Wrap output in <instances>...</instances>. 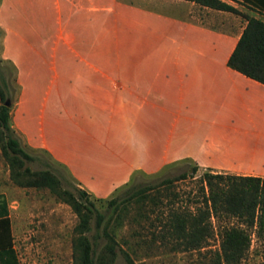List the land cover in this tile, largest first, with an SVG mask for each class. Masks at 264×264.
<instances>
[{"label": "crops", "instance_id": "crops-1", "mask_svg": "<svg viewBox=\"0 0 264 264\" xmlns=\"http://www.w3.org/2000/svg\"><path fill=\"white\" fill-rule=\"evenodd\" d=\"M223 1L264 21V0ZM245 22L193 0H0L16 128L97 198L184 158L264 177V85L226 64Z\"/></svg>", "mask_w": 264, "mask_h": 264}, {"label": "trees", "instance_id": "trees-1", "mask_svg": "<svg viewBox=\"0 0 264 264\" xmlns=\"http://www.w3.org/2000/svg\"><path fill=\"white\" fill-rule=\"evenodd\" d=\"M193 1L245 17L246 22L226 64L264 85V21L223 0ZM6 93L5 85L0 83V153L7 165L8 177L18 187L45 188L69 205L76 215L70 242L71 264H112L118 252L125 264H134L129 246L125 249L119 246L117 233L125 223L146 216V208L151 203L156 208L151 236L181 250L207 244L214 233L211 218L235 220L236 224L229 221L218 225V247L212 250L211 257L219 264L238 263L248 250L250 228L264 227V177L216 171L200 167L188 158L183 159L192 161L188 169L164 176L152 184L132 182L108 197L106 206L99 209L96 200L102 201L104 197L97 198L77 181H70L20 141L11 122L10 101L4 102ZM33 162L42 166L33 168L30 165ZM199 167L202 170L197 176L198 190L191 196L192 208H189L191 204L181 207L173 199L177 193L171 186L177 180L193 176ZM128 181L122 184L126 186ZM157 200L164 203L159 205ZM10 229L6 208L0 204V264H16Z\"/></svg>", "mask_w": 264, "mask_h": 264}, {"label": "rangeland", "instance_id": "rangeland-1", "mask_svg": "<svg viewBox=\"0 0 264 264\" xmlns=\"http://www.w3.org/2000/svg\"><path fill=\"white\" fill-rule=\"evenodd\" d=\"M197 7L196 13L202 17L212 11H207V7L196 3L190 8L196 9ZM164 9L175 13L180 12L170 5ZM237 9L246 12L243 11L244 8L241 5ZM0 83L5 85L7 92L5 97L10 101L11 122L20 141L43 161L50 162L51 166L59 169L70 181H77L64 164L54 160L43 148L28 145L16 128L15 124L18 120L14 115L15 109L18 107L19 87L16 82L14 65L2 58H0ZM181 160H174L175 162L160 167L156 172L132 171L126 186L121 183L122 185L119 184L120 187L114 190L119 185L115 186L107 196H104L102 201L96 200L97 207L104 208L107 204L105 200L108 197L116 194L121 188L125 189L132 182L136 185L152 184L164 176L188 169L192 161ZM30 165L33 168L42 166L38 162H33ZM201 170L202 168L199 167L193 176L188 175L183 180L173 183L171 188L177 193L173 198L176 204L181 207L191 204L189 208H192L191 196L198 190L197 176ZM8 175L7 165L0 153V204L5 206L9 217L16 264H71L70 242L73 237L76 215L71 211L69 205L58 200L45 188L15 186ZM77 184L80 185L78 181ZM162 202L164 203V201L157 200L159 205L163 204ZM153 205L151 203L150 207L146 208V216H138L137 220L125 223L117 233L119 246L123 249L129 246L128 251L133 257L134 264H219L214 262L211 257L212 250L218 247V225L229 221L236 224L235 220L232 218L221 220L211 218L214 233L207 244L195 249L181 250L173 247L170 243L162 244L158 237L151 236L153 231L151 223L154 221V211L156 210ZM250 232L248 250L236 264H264V227H252ZM101 242L102 240H100ZM116 256L112 264H125L123 256L119 252Z\"/></svg>", "mask_w": 264, "mask_h": 264}, {"label": "water", "instance_id": "water-1", "mask_svg": "<svg viewBox=\"0 0 264 264\" xmlns=\"http://www.w3.org/2000/svg\"><path fill=\"white\" fill-rule=\"evenodd\" d=\"M4 102H5V104H8V100L7 99Z\"/></svg>", "mask_w": 264, "mask_h": 264}]
</instances>
